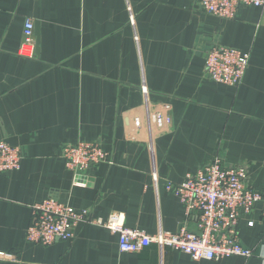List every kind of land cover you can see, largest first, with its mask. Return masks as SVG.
<instances>
[{
	"label": "crops",
	"instance_id": "crops-1",
	"mask_svg": "<svg viewBox=\"0 0 264 264\" xmlns=\"http://www.w3.org/2000/svg\"><path fill=\"white\" fill-rule=\"evenodd\" d=\"M27 19L33 57L19 54ZM212 45L249 53L238 85L205 75ZM0 139L22 152L0 173V264H264L261 204L238 220L248 258L121 251L116 232L91 223L46 246L25 240L32 205L48 197L148 234L194 229L167 185L215 156L264 194V8L221 19L198 0H0ZM80 140L108 155L76 182L61 149Z\"/></svg>",
	"mask_w": 264,
	"mask_h": 264
},
{
	"label": "built area",
	"instance_id": "built-area-1",
	"mask_svg": "<svg viewBox=\"0 0 264 264\" xmlns=\"http://www.w3.org/2000/svg\"><path fill=\"white\" fill-rule=\"evenodd\" d=\"M198 1L205 13L221 19L233 18L239 6L264 8V0ZM33 29L32 20L27 19L19 49L22 56H34ZM248 63V52L212 45L205 52L204 71L213 81L236 86L241 82ZM61 155L66 168L73 172L78 182L89 169L105 161L108 154L97 142L80 140L62 146ZM21 159L22 152L18 146H11L0 139V173L19 169ZM246 175L243 166L224 165L215 156L196 173L187 174L180 183L167 185L181 202L186 217H195L194 229H188L184 224L175 232L159 230L148 234L138 228L124 227L117 215L112 214L106 220L93 219L85 208H74L54 197H48L32 205L31 222L25 229V240L30 244L46 246L57 239H72L78 224L91 223L116 232L121 251L137 252L150 244H156L185 253L193 260H217L228 256L248 258L253 255V249L240 243L238 220L241 214H247L256 204H261L264 222V194L247 186ZM248 225H253V221H249Z\"/></svg>",
	"mask_w": 264,
	"mask_h": 264
},
{
	"label": "water",
	"instance_id": "water-1",
	"mask_svg": "<svg viewBox=\"0 0 264 264\" xmlns=\"http://www.w3.org/2000/svg\"><path fill=\"white\" fill-rule=\"evenodd\" d=\"M35 36H36V45H38V43H39V34H38V30L37 29L35 30Z\"/></svg>",
	"mask_w": 264,
	"mask_h": 264
}]
</instances>
